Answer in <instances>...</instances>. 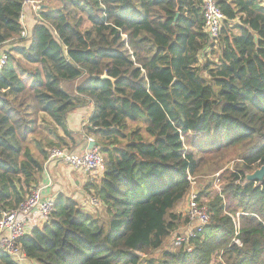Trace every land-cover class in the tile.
Returning a JSON list of instances; mask_svg holds the SVG:
<instances>
[{"label":"trees","instance_id":"trees-1","mask_svg":"<svg viewBox=\"0 0 264 264\" xmlns=\"http://www.w3.org/2000/svg\"><path fill=\"white\" fill-rule=\"evenodd\" d=\"M26 1L0 0V47L21 59L8 52L0 69V214L37 189L49 149L91 138L105 163L84 188L103 215L57 195L48 223L17 241L29 262L264 264V191L245 180L264 165L260 0H215V39L201 0H40L21 39ZM89 105L82 134L69 131L68 113ZM188 177L210 178L197 194L210 222L190 252L165 249Z\"/></svg>","mask_w":264,"mask_h":264},{"label":"built area","instance_id":"built-area-1","mask_svg":"<svg viewBox=\"0 0 264 264\" xmlns=\"http://www.w3.org/2000/svg\"><path fill=\"white\" fill-rule=\"evenodd\" d=\"M264 5V0H260ZM32 5L38 10L40 0L26 1L25 5ZM202 14L204 20V32L211 39H215L221 28L223 15L219 10L215 0H201ZM20 23L23 31L21 39L28 38L29 34L25 26L24 14L20 16ZM8 61V51L0 53V69ZM50 163H62L72 170L80 171L88 175H100L104 171V158L95 147L81 153L66 149L52 148L48 150V157L45 165ZM190 188L193 179L188 177ZM80 208L101 209V203L94 194H86L80 201ZM54 208V198L44 197L40 188L34 190L25 201L16 209L0 214V254L8 256L15 264H30L29 260L17 245V241L30 233L34 228H40L50 220ZM187 218L188 228L184 234H177L174 239L176 247H183L186 252H190L189 240L200 234L203 228L209 224L210 215L206 207L200 206L197 202V193L190 191L187 195ZM238 229V221L235 222ZM238 243V241H235Z\"/></svg>","mask_w":264,"mask_h":264},{"label":"crops","instance_id":"crops-1","mask_svg":"<svg viewBox=\"0 0 264 264\" xmlns=\"http://www.w3.org/2000/svg\"><path fill=\"white\" fill-rule=\"evenodd\" d=\"M23 14L25 17V26L30 37L38 12L29 4L23 7ZM7 45L8 43L0 47V53L7 51ZM76 85L77 83H75L73 88H75ZM92 112L93 106L89 105L85 108L77 109L68 113L66 117L67 129L73 133H79V135H81L82 128ZM58 133L60 136H63L61 130H58ZM80 137L81 143L73 150L76 153L85 151L88 143L93 141L91 138L84 140L82 136ZM45 163L43 166V173L37 186V188L41 189L42 195L44 197L55 199L57 195L62 194L64 196L66 195L65 197L72 198L79 204L81 199L86 195L84 190L85 186L92 183L91 178H89L90 175L72 170L62 163H50L47 165H45Z\"/></svg>","mask_w":264,"mask_h":264},{"label":"rangeland","instance_id":"rangeland-1","mask_svg":"<svg viewBox=\"0 0 264 264\" xmlns=\"http://www.w3.org/2000/svg\"><path fill=\"white\" fill-rule=\"evenodd\" d=\"M25 45L28 44V41H25L24 42ZM10 48H12V45L10 46L9 44L7 45V51L9 53H11V55L17 59V60H21L19 56H17L16 54H14L13 52L10 51ZM75 85V84H74ZM73 84H70V85H67L66 86V89L69 90V91H72L73 87H74ZM251 174V173H250ZM91 180H92V183H96L97 180L100 178V176L98 175H94V176H91L90 177ZM208 181H210V178L209 179H205V178H201L199 179L198 181L195 180L192 185H191V188L189 190L190 191H193L195 193H199L201 190H203L206 185L208 184ZM220 189H219V185L217 184V181L215 180L214 184L212 185V191L213 192H218ZM188 192V193H189ZM92 193V192H91ZM66 196V195H65ZM83 197V196H82ZM200 202L204 203V200L203 198L199 200ZM85 212L87 213H90L92 215H103V211L102 209H93V208H86ZM174 213L179 215L181 217V222L178 224V226L175 228V230L171 233V235L169 236L168 239H166V241L164 242V245L163 247L165 249H173V241L175 239V236L177 234H184L188 228V221H187V196L186 198L180 202L174 209ZM161 253V251H158V252H154L153 253V256L154 257H157L159 256V254ZM31 264V263H30Z\"/></svg>","mask_w":264,"mask_h":264},{"label":"water","instance_id":"water-1","mask_svg":"<svg viewBox=\"0 0 264 264\" xmlns=\"http://www.w3.org/2000/svg\"><path fill=\"white\" fill-rule=\"evenodd\" d=\"M41 9V7L37 10V12ZM102 79H108L105 75ZM85 138V137H84ZM95 148V142L90 141L87 145V150H91ZM246 182H252L257 186L261 187L264 191V165L254 170L251 174H248L245 178Z\"/></svg>","mask_w":264,"mask_h":264}]
</instances>
